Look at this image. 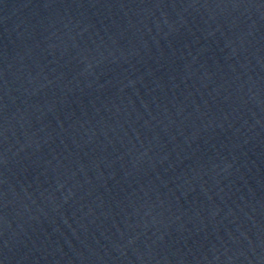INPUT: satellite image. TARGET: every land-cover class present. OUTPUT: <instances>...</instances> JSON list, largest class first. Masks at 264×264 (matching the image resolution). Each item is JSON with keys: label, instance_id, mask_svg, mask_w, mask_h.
<instances>
[{"label": "water", "instance_id": "water-1", "mask_svg": "<svg viewBox=\"0 0 264 264\" xmlns=\"http://www.w3.org/2000/svg\"><path fill=\"white\" fill-rule=\"evenodd\" d=\"M0 264H264V0H0Z\"/></svg>", "mask_w": 264, "mask_h": 264}]
</instances>
